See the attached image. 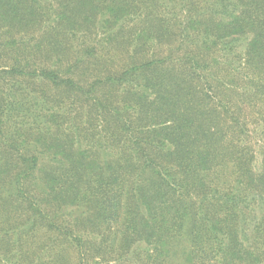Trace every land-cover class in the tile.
Instances as JSON below:
<instances>
[{
  "label": "trees",
  "instance_id": "1",
  "mask_svg": "<svg viewBox=\"0 0 264 264\" xmlns=\"http://www.w3.org/2000/svg\"><path fill=\"white\" fill-rule=\"evenodd\" d=\"M263 139L264 0H0V264H264Z\"/></svg>",
  "mask_w": 264,
  "mask_h": 264
},
{
  "label": "rangeland",
  "instance_id": "2",
  "mask_svg": "<svg viewBox=\"0 0 264 264\" xmlns=\"http://www.w3.org/2000/svg\"><path fill=\"white\" fill-rule=\"evenodd\" d=\"M262 157H264V139H263V141L260 143V145L259 146H257V160H256V165H257V167L260 165V162H261V159H262ZM41 164L45 167V168H47L49 165H51V163L47 160V159H43V160H41ZM73 214L74 215H80L81 213L80 212H82L83 211V209H81V208H74L73 210ZM80 213V214H79ZM181 254V253H180Z\"/></svg>",
  "mask_w": 264,
  "mask_h": 264
}]
</instances>
